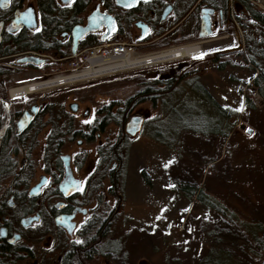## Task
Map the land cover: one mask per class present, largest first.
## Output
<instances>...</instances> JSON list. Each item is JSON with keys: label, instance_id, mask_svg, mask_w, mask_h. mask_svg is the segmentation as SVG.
Listing matches in <instances>:
<instances>
[{"label": "flooded vegetation", "instance_id": "flooded-vegetation-1", "mask_svg": "<svg viewBox=\"0 0 264 264\" xmlns=\"http://www.w3.org/2000/svg\"><path fill=\"white\" fill-rule=\"evenodd\" d=\"M41 1L9 0L6 7L0 4V264H90L96 253L112 251L111 242L103 243L112 211L108 212L105 205L107 212H103L100 205L106 197H112V187L118 202L122 199L117 188V169L112 170V159L113 166L118 160L121 162L117 148L143 133L156 118L152 110L176 92L189 75L186 72L196 64L209 60L223 69L226 64L238 63L239 53L246 45L238 29L243 23L232 0L230 7H215L205 0H195L193 4L191 0H181V4L177 1L181 9L165 0H50L48 7ZM169 4L172 9L163 17ZM204 6L214 8L213 29L233 32V44L204 53L191 63L157 64L135 69L134 74L104 79L111 86L103 100L82 94L68 101L60 93H69L70 88L11 94L21 75L45 73L35 68L45 69L53 63L48 54L66 57L46 51L41 61L22 59L41 51L34 38L43 37L48 24L60 29L53 46L64 50L74 45L75 26H89L78 39L77 49L91 47L81 45L96 40L92 46L112 43V49L121 44L133 50H159L169 33L173 41L198 34ZM174 11V25L165 28V21ZM180 12L185 13L179 18ZM192 13L198 16L194 32L185 33L180 25ZM28 23L34 25L29 27ZM26 38L29 41H23ZM228 49L231 63L228 51L221 52ZM9 58L12 60L7 61ZM124 77L132 82L130 93L126 88L112 92V84H121ZM99 83L102 82L98 80ZM145 102L151 103L148 108L142 106ZM156 125L162 127L161 123ZM43 134L39 153L43 162L35 167L33 154ZM154 138L162 139L159 135ZM107 164V173H102L101 166ZM37 236L46 239L42 249L20 243L23 239L33 241Z\"/></svg>", "mask_w": 264, "mask_h": 264}, {"label": "rangeland", "instance_id": "rangeland-1", "mask_svg": "<svg viewBox=\"0 0 264 264\" xmlns=\"http://www.w3.org/2000/svg\"><path fill=\"white\" fill-rule=\"evenodd\" d=\"M177 1L181 4V0L165 3L172 2L181 9ZM180 13L179 18L185 12ZM194 13L180 25L183 32H194L198 19ZM176 15L174 11L165 21V28L174 25ZM245 18L238 29L246 44L247 38L264 40V25ZM232 33L215 28L208 38H200L195 32L174 41L169 33L159 50L199 43L204 48L203 55L168 62L187 64L204 53L233 44ZM155 48L132 53L136 56L159 51ZM256 48L264 52V45H254L253 50ZM246 49L245 45L242 54L245 52L246 58L241 54L237 65L226 64L220 69L209 60L196 64L186 72L189 75L176 92L160 102L159 109L152 110L156 118L143 133L117 148L121 162L118 160L113 166L112 159V170L117 169L116 182L122 199L118 202L112 187V197H106L100 205L103 212H107L106 206L108 212L112 211L103 239V243L111 242L112 251L96 253L90 264H264V58L256 56L260 64L255 63ZM52 62L55 63L45 69L35 68L45 72L42 79L61 71L70 74L75 67L80 69L73 73L84 72L90 65L80 63L72 68L62 61ZM134 70L42 91L70 88L69 93H60L68 101L82 94L103 100L111 86L104 79L134 74ZM21 76L13 86L30 81ZM98 80L104 84L97 85ZM194 83L195 88H190ZM117 88H126L130 93L132 82L124 77L121 84H112V92ZM150 104L145 102L142 106L148 108ZM155 122L162 127L158 128ZM156 135L162 139H155ZM43 137L44 134L39 137L33 154L35 167L43 162L39 154ZM109 165L101 166L102 173H107ZM184 183L196 186L203 198L187 196L181 188ZM41 238L23 239L20 243L38 250L45 246L46 239ZM101 247L107 250L106 246Z\"/></svg>", "mask_w": 264, "mask_h": 264}, {"label": "bare ground", "instance_id": "bare-ground-1", "mask_svg": "<svg viewBox=\"0 0 264 264\" xmlns=\"http://www.w3.org/2000/svg\"><path fill=\"white\" fill-rule=\"evenodd\" d=\"M203 52V47L199 43L188 44L187 46H183L175 49L173 52L166 53L160 57H156V62L166 60V59H186L193 56L200 55ZM148 63V64H147ZM150 61L142 58H134L129 53H123L120 55L110 54L108 56H98L93 57L89 61V67L86 68L83 74H72L66 76L64 78H58L54 80L55 85H59L62 83H71L80 80L89 79L92 77H99L107 74H112L115 72H121L125 70H130L136 68L138 66L149 65ZM154 63V62H153ZM53 86L52 81H36L29 82L27 84L19 85L16 88L11 89V94L22 95L24 93L35 92L43 87H51Z\"/></svg>", "mask_w": 264, "mask_h": 264}, {"label": "trees", "instance_id": "trees-1", "mask_svg": "<svg viewBox=\"0 0 264 264\" xmlns=\"http://www.w3.org/2000/svg\"><path fill=\"white\" fill-rule=\"evenodd\" d=\"M194 1L195 0H191V4H193ZM205 1L209 5H213L215 7H221L222 5H224L226 7L231 6V0H205ZM41 2L43 4L46 3L47 5L46 4L45 5H46V7H48L50 0H42ZM233 5H234L236 14H237L239 19H241V20L243 19L246 22L245 17H247L249 20L255 19V20L259 21V23L264 25V14L261 13L259 10H257V8H255L249 0H233ZM242 23H244V22L242 21ZM48 25L49 26H47V29H46L43 37H40V38L35 37L34 38L35 42H37L40 46L37 49H41V51H44V52L49 51V52H52L55 54H69L71 52V48L64 50V49H61L59 47L53 46L54 39H56L55 35L57 34L58 30H60V29L58 28V26L56 24H52V25L48 24ZM25 40L29 41L28 38L24 39L23 41H25ZM247 40H248V42L246 44V48H247L246 53H248L250 55L252 61L260 64L256 60V56H261L264 58V52L260 51L261 49L259 50V48H256V50L254 51L253 47H254V45H258V46H260V48H261V46L263 47L264 40L256 39V38H251V39L247 38ZM95 43H96V40L88 42L86 44H82L81 46L82 47L88 46V45L92 46ZM226 51H228V53ZM221 52H222V54L223 53L228 54L227 58H228V62H230L231 51L228 49V50H222ZM239 54H242V53L240 52ZM242 55H244L246 58L245 52ZM54 63L55 62H53V64ZM181 188L185 192V194L187 196H189L190 198L193 197L194 195H198V199H200V200L203 198V192L199 191V189L196 186L194 187L191 183H184V184H182Z\"/></svg>", "mask_w": 264, "mask_h": 264}, {"label": "built area", "instance_id": "built-area-1", "mask_svg": "<svg viewBox=\"0 0 264 264\" xmlns=\"http://www.w3.org/2000/svg\"><path fill=\"white\" fill-rule=\"evenodd\" d=\"M253 3L259 7L261 10L264 11V0H252ZM174 49L173 47L170 48V50H162V51H159L157 52L156 54L154 55H151L148 58V61L152 62L150 64H153L156 63V57H158L159 55H164L166 53H170L171 50ZM129 49L125 48L123 45L121 44H117L113 47L112 49V46L109 47V48H106L103 52H99V49L98 47L96 46H93V47H90V48H87L83 51H80L78 52L77 54H74L72 55V57L74 58V60L70 63V65H72V68L75 67V65H78L80 63H87L90 61L91 58L93 57H98V56H108L112 53H115V54H123L124 52L128 51ZM162 61H165V60H162ZM80 68H73V72L75 71H78ZM71 73V74H68V75H65L63 71H61L59 73L58 76H56L55 78L58 79V78H64L66 76H69V75H72V74H75V73ZM77 74H83L84 72H76ZM64 76V77H63ZM62 84H67V83H62ZM60 84V85H62Z\"/></svg>", "mask_w": 264, "mask_h": 264}, {"label": "water", "instance_id": "water-1", "mask_svg": "<svg viewBox=\"0 0 264 264\" xmlns=\"http://www.w3.org/2000/svg\"><path fill=\"white\" fill-rule=\"evenodd\" d=\"M9 0H0V4L2 5V7H6L8 5ZM172 6L169 4L165 7L164 9V13H163V17H166L169 12L171 11ZM214 12V8L212 7H203L201 9V28L200 31L198 33L199 37H205V36H209L213 33V28H212V20H211V14ZM29 27H32L34 24L32 23H28L27 24ZM89 29V26L82 28L80 26H75L73 29V35H74V45L71 49L72 53H76L77 51V42L78 39L82 36V34ZM22 59L28 60V61H32V60H36V61H41L43 60L40 57L37 56H26ZM132 133H135V131H133Z\"/></svg>", "mask_w": 264, "mask_h": 264}, {"label": "snow or ice", "instance_id": "snow-or-ice-1", "mask_svg": "<svg viewBox=\"0 0 264 264\" xmlns=\"http://www.w3.org/2000/svg\"><path fill=\"white\" fill-rule=\"evenodd\" d=\"M200 55H203V53H201Z\"/></svg>", "mask_w": 264, "mask_h": 264}]
</instances>
